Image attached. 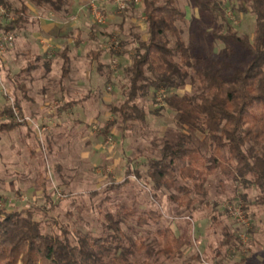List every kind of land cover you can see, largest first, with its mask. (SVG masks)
I'll return each mask as SVG.
<instances>
[{
    "label": "rangeland",
    "instance_id": "rangeland-1",
    "mask_svg": "<svg viewBox=\"0 0 264 264\" xmlns=\"http://www.w3.org/2000/svg\"><path fill=\"white\" fill-rule=\"evenodd\" d=\"M88 2L89 0L78 11L74 10L69 14L65 25L69 26L74 22L72 16L84 14V36L88 33V26L93 24L102 35L104 33L109 35L108 41L115 37L120 45V40H127L129 43L124 48L120 45V51L117 53L124 54V57L129 59L134 51L131 34L141 33L143 38L147 35L142 2L125 0L126 5L119 13L109 4L107 6L112 0H103L106 22L102 25L93 22L91 15V18L89 17ZM12 3L15 6L19 5L16 0H12ZM177 5L185 13L184 21H177V25L183 29V39L193 54L204 55L211 61L212 56L222 48V44L213 40L210 32L221 31L219 27L221 21L201 16L194 5V0H178ZM226 10L227 15L234 19L236 27L252 36L254 17L250 14L236 17ZM124 11L126 18L119 31L121 13ZM70 35L74 37L75 31ZM45 39L49 41L48 36ZM90 46L93 45L88 42L86 49ZM103 61L109 63L110 59L106 57ZM117 61L120 62L119 59ZM20 64L26 65L22 61ZM36 69L34 74H42L44 80L34 83L31 95L35 101L43 99L47 109L53 107L57 110L63 101L58 84V77L62 73L60 64L57 63L48 72L39 66ZM112 71L114 78L107 81L99 83L95 72L91 79V86L103 90L111 98L106 107H101L102 103L94 100L91 108L93 115L96 116L93 117L96 122L86 125L88 117L80 115L81 121L78 124L72 121V115L69 117L58 115L62 125L50 135L47 134L51 132L43 133V143L35 137L24 142L20 137L22 129L19 127L0 134L2 136L0 141L5 143L0 142V206L14 210L32 209L44 231L59 236L66 231L72 241L83 235L92 238L107 237L114 245L120 243L130 247L132 252L128 257L129 262L188 264L193 252L196 251L194 247L185 248L181 254L170 257L159 253L156 230L169 226L175 234L188 233L191 237L198 234L199 239L205 240L207 245L205 244L202 257L208 262L212 263V260L223 257L220 264H264V205L256 203L258 193L256 188L242 185L233 179L228 170L219 169L207 180L208 204L194 211L180 204L182 193L175 188L160 186L157 189L149 177L152 170L151 162L161 156L164 142L176 141L182 131L175 124L174 111L165 108L159 115L148 114L143 122H131L130 127L122 134L121 120L118 117L115 119L113 114H109L106 119L103 116L105 111H110L111 104H119L123 99L126 78L122 63L120 62ZM6 85L13 90V86L7 80ZM197 86L198 83L193 90H196ZM41 87L45 89L43 93L40 91ZM176 91L181 94L184 90ZM185 91L190 92V89L186 87ZM139 104L146 111L153 109L155 105L150 96L140 99ZM74 112L76 114L77 110ZM4 120L5 118L0 115V122ZM54 126L53 124L51 128ZM103 127L109 128L108 133H102ZM109 137L112 143H108ZM186 145L198 148L202 154L210 153V146L204 133L196 132L186 141ZM183 164L182 161H176L173 166L172 175L177 186L189 185V181L179 177ZM127 167L132 172L126 175ZM40 177L46 179L50 194L51 183L65 194L60 199L51 196L50 199L55 204L51 209H48L51 206L50 200L42 193ZM26 185L29 187L24 189ZM35 189L38 193H34ZM242 193L246 194L245 202ZM236 201L242 203V209L248 219L249 224L244 232L243 227L224 207V204H234ZM149 211L155 212L156 218L148 217L146 223L138 224L141 214ZM106 213H110L119 221L121 227L119 239L113 238L112 231L106 229L104 219ZM212 217L215 220L213 223ZM226 231L237 232L238 237L239 233H244L248 237V242L245 245L237 242L234 245L220 247ZM252 259L254 261H251Z\"/></svg>",
    "mask_w": 264,
    "mask_h": 264
},
{
    "label": "trees",
    "instance_id": "trees-1",
    "mask_svg": "<svg viewBox=\"0 0 264 264\" xmlns=\"http://www.w3.org/2000/svg\"><path fill=\"white\" fill-rule=\"evenodd\" d=\"M16 1L18 6L12 0H0L15 15L14 20L0 27L15 31L29 20L33 8L40 14L70 12L69 0ZM177 1L142 0L147 37L131 34L134 51L128 65L123 67L126 78L123 99L119 104L110 105V113L121 120L124 134L131 122H143L148 114L159 115L165 108L174 111L175 124L182 133L176 141L164 142L161 156L151 162L149 177L157 189L173 187L182 193L180 204L190 211L208 204L207 180L219 169L228 170L244 186H254L258 191L256 203L264 205V0H194L201 16L221 21V31L210 32V37L222 44L211 61L204 55L193 54L183 39V29L177 21L183 22L185 13ZM226 9L236 17L246 14L254 17L252 36L236 27ZM121 14L120 30L126 11ZM128 43L120 40L122 48ZM3 67L7 80L9 74L4 62ZM63 67L61 86L68 70L67 66ZM197 83V89L193 90ZM17 87L13 85V93L22 110V98L17 90L26 86L20 83ZM186 87L190 92L185 91ZM160 88L166 91L161 105L156 100V91ZM176 90L184 91L180 94ZM149 96L155 105L146 111L139 100ZM2 113L11 116L6 106ZM16 126L12 120L0 122V130ZM108 129L103 127L102 133H108ZM196 132L206 135L210 146L208 155L186 145ZM176 161L184 163L179 177L189 181V185H176L172 175ZM131 172L127 167L126 175ZM39 180L51 209L55 204L50 199L46 179ZM242 198L245 202V193ZM156 216L152 211L142 213L138 224L143 225L148 217L155 219ZM104 219L106 229L112 231L113 238L119 239V221L110 213ZM214 221L212 217L211 223ZM156 236L158 251L166 257L193 248V238L188 233L175 234L169 226L158 228ZM237 242H241L237 232L226 231L220 247ZM131 252L130 247L114 245L107 237L83 235L72 241L66 231L62 236L53 235L43 230L32 209L0 206V264H144L129 262ZM202 255L201 251H194L188 264H203ZM212 261L220 264L223 257Z\"/></svg>",
    "mask_w": 264,
    "mask_h": 264
},
{
    "label": "crops",
    "instance_id": "crops-1",
    "mask_svg": "<svg viewBox=\"0 0 264 264\" xmlns=\"http://www.w3.org/2000/svg\"><path fill=\"white\" fill-rule=\"evenodd\" d=\"M69 1V13L61 12L57 14L54 12H48L41 16L36 10L31 9V12L34 11V13H30L29 20L20 28L13 31L15 36L14 46L4 57V64L9 74L7 82L11 84V86L14 85L17 87L20 83H23L26 86L25 89L17 90L19 91V96L22 98V111L37 120L48 118L55 125L54 127L59 126L57 128L52 127L54 129L50 128L47 132L51 133L47 135L52 134V131L60 128L62 125L61 119H59L58 115H64L67 117L72 115V121H75L78 124L81 121L80 115L88 117V120L85 123L86 125H89L91 122H96V119L93 118L96 116L93 115L91 108L94 100H98L102 103L101 107H106L109 105L111 98L103 90L91 86L90 83L93 78V73L95 72L97 77L96 80H99V83L107 81L114 78V75L112 69L108 65L110 62L106 63L103 61L104 58L106 59V57H108L110 60L111 58H117L116 61L119 59L122 63V69L128 65L130 60V58L127 59L124 57V54H114L112 51L106 49L103 45L108 41L107 37H109V35L107 33L102 35L101 31L94 27L93 24L88 26V33H85L84 36V14L81 16L80 14L72 16L71 19H73L74 22L71 25L66 26L65 23L68 20L67 16L72 14L74 10L78 11L82 8L88 0ZM108 4L114 9L112 2L107 3V6ZM90 15L91 13L89 12V17ZM90 18L89 23L91 22ZM118 30L121 31L120 29ZM72 31H75L74 37L70 35ZM47 36L49 42L54 45V54L53 56L51 55V58L45 53V46L40 43V40H45V37ZM88 42L92 43L93 46L86 49ZM47 57L49 59H47ZM124 60L126 62H124ZM21 61L22 63L24 62V64L26 63V65L22 66V64H20ZM120 62L117 61V65H119ZM57 63L60 64L61 70L64 68L63 65L67 66L68 70L62 86L59 83V78L62 73L58 77L60 97L63 101L61 106L59 105L60 107L58 106L57 110H54L53 107L47 109L46 102H44L43 99V101H35L30 91L32 90L34 83L42 82V80H44L43 75L34 74V70H37L36 68L39 66L41 69H46L48 72L50 71V68L52 69ZM70 74L71 77H69ZM87 85H89V87H87ZM40 91L43 93L45 91L44 87H41ZM83 92L84 94H82ZM3 107L4 100L0 94V113L3 110ZM59 109L62 110L60 111ZM75 110H77L76 114L74 112ZM109 114H111L109 110L105 111L103 114L104 118L107 119ZM18 127L22 129L20 137L23 138L24 142H26V139L28 140L32 137L37 139L33 131L29 132V127L18 125L15 128ZM12 129L13 128L9 130ZM9 130H0V134ZM87 136L89 137L88 134ZM31 149L30 145V150ZM28 187L29 186L26 185L24 189ZM36 192L38 193L37 189L34 190V193ZM193 238L203 254L207 245L206 241L202 238L199 239L198 236H193ZM251 261L254 260L252 259Z\"/></svg>",
    "mask_w": 264,
    "mask_h": 264
},
{
    "label": "built area",
    "instance_id": "built-area-1",
    "mask_svg": "<svg viewBox=\"0 0 264 264\" xmlns=\"http://www.w3.org/2000/svg\"><path fill=\"white\" fill-rule=\"evenodd\" d=\"M136 2H142V0H135ZM114 9L117 12H121L126 3L125 0H112ZM88 6L90 9V13L92 15V20L96 24L102 25L106 22V15L104 12L103 7V0H89ZM15 15L13 13H9L7 8L0 2V24L3 25L5 22H10L14 20ZM15 36L14 32L11 29H4L0 27V94L4 100V106L9 108L10 117L3 113L1 114L3 118H5V122L12 120L17 125L27 126L32 129L34 134L36 135L37 139L40 143H43L42 135L46 133L53 123L47 119L37 120L31 117L30 115L24 113L19 106L15 102V97L13 90L11 91L8 86L6 85V78L4 75V57L6 53L11 50L14 46ZM40 43L45 46V53L47 56H51L53 53L54 45H52L48 40L41 39ZM106 49L112 51L114 54L120 51L119 42L116 40L115 37L110 38L103 45ZM117 66V61L115 58H111L109 67L111 69ZM110 89V87H108ZM166 95V91L163 88H160L156 91V100L159 102V105L163 103V98ZM108 143H112L110 137L107 139ZM51 192L52 196L56 199L63 198L65 194L57 188L54 183H51ZM242 202V201H241ZM236 201L234 204H224V207L228 211L229 215L232 216L242 227L243 232L247 230L248 226V219L246 218L245 212L242 209V203ZM246 226V228H245ZM193 238V237H192ZM240 241L243 245L248 242V237L244 235V233H239ZM192 245L195 250L200 253L198 244L196 243L195 239H192ZM203 264H213L211 262L206 261L205 259L201 258Z\"/></svg>",
    "mask_w": 264,
    "mask_h": 264
}]
</instances>
